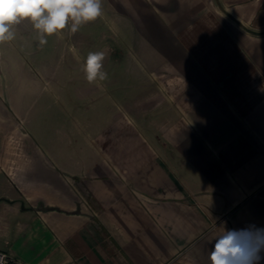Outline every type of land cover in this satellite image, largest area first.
I'll use <instances>...</instances> for the list:
<instances>
[{
    "label": "crops",
    "instance_id": "crops-1",
    "mask_svg": "<svg viewBox=\"0 0 264 264\" xmlns=\"http://www.w3.org/2000/svg\"><path fill=\"white\" fill-rule=\"evenodd\" d=\"M102 13L43 46L31 25L0 44V251L210 264L222 231L254 250L264 0H102ZM97 51L108 79L90 84L82 65Z\"/></svg>",
    "mask_w": 264,
    "mask_h": 264
},
{
    "label": "clouds",
    "instance_id": "clouds-1",
    "mask_svg": "<svg viewBox=\"0 0 264 264\" xmlns=\"http://www.w3.org/2000/svg\"><path fill=\"white\" fill-rule=\"evenodd\" d=\"M102 0H0V44L16 38L17 27L22 23L31 25L41 46L47 37L63 38V30L75 34L81 26L102 16ZM105 53L89 52L82 71L88 83L103 82L108 73L103 70ZM255 249L242 245L236 231H222L216 237L208 255L210 264H258L260 252L264 251V229H248ZM0 264L5 258L0 257Z\"/></svg>",
    "mask_w": 264,
    "mask_h": 264
},
{
    "label": "rangeland",
    "instance_id": "rangeland-1",
    "mask_svg": "<svg viewBox=\"0 0 264 264\" xmlns=\"http://www.w3.org/2000/svg\"><path fill=\"white\" fill-rule=\"evenodd\" d=\"M101 18L99 17V18H97L96 20H100ZM27 26H30V24H28V23H22L21 25H19L18 27H17V32L18 31H20V30H23L25 27H27ZM102 30V31H101ZM104 30H103V27H99V26H94L93 27V35H92V37H93V39L95 40L96 38H98V37H100L101 35V32H103ZM193 32H191L190 34H192ZM104 34V33H103ZM35 37V36H34ZM18 38V33H17V35H16V38L14 39V40H16ZM48 38H50V37H48ZM129 64L130 63H126V67H125V70H127L126 68H129L130 66H129ZM121 69V68H120ZM126 80V82H130V81H132V79L131 78H126L125 79Z\"/></svg>",
    "mask_w": 264,
    "mask_h": 264
},
{
    "label": "built area",
    "instance_id": "built-area-1",
    "mask_svg": "<svg viewBox=\"0 0 264 264\" xmlns=\"http://www.w3.org/2000/svg\"><path fill=\"white\" fill-rule=\"evenodd\" d=\"M0 257L5 258V264H21L17 259L3 251H0Z\"/></svg>",
    "mask_w": 264,
    "mask_h": 264
}]
</instances>
